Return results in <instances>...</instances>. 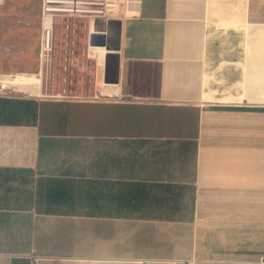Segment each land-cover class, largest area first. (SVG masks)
<instances>
[{
  "label": "crops",
  "instance_id": "obj_1",
  "mask_svg": "<svg viewBox=\"0 0 264 264\" xmlns=\"http://www.w3.org/2000/svg\"><path fill=\"white\" fill-rule=\"evenodd\" d=\"M105 28L115 82L0 92V264H264V0Z\"/></svg>",
  "mask_w": 264,
  "mask_h": 264
},
{
  "label": "rangeland",
  "instance_id": "obj_2",
  "mask_svg": "<svg viewBox=\"0 0 264 264\" xmlns=\"http://www.w3.org/2000/svg\"><path fill=\"white\" fill-rule=\"evenodd\" d=\"M41 15L42 0H4L0 4V72L5 74H17L19 72H33L40 63L39 51L41 43ZM122 15V14H121ZM119 15V16H121ZM119 19L118 16L110 18ZM74 39L76 59L71 65L74 69H65L64 49L66 31L60 25L56 29L55 57L50 70L49 79L51 92H58V88L64 85L92 88L109 85L103 80L104 60L108 52L103 39V31L106 30L105 18H98L96 28L89 26V17L76 18ZM24 33V35H23ZM92 36V38H90ZM99 39V40H98ZM99 43H98V41ZM95 41L96 44H95ZM89 42L97 50L89 49ZM99 60V61H98ZM99 62V63H98ZM69 63V61H67ZM68 76V80H65ZM72 79V81H71ZM45 84V85H46ZM0 92L10 95L30 96V92L19 91L13 88H2ZM87 92V90H86ZM32 97V96H31Z\"/></svg>",
  "mask_w": 264,
  "mask_h": 264
},
{
  "label": "built area",
  "instance_id": "obj_3",
  "mask_svg": "<svg viewBox=\"0 0 264 264\" xmlns=\"http://www.w3.org/2000/svg\"><path fill=\"white\" fill-rule=\"evenodd\" d=\"M127 0H42V15H41V43H40V68L36 71L38 75L41 76L43 80V87L39 94L29 93L30 96L44 97V96H68L70 94V88L73 89L75 86L64 85L61 92H51V88L46 82V77L49 78L50 70L54 60V51L56 44V29L60 25L66 31L65 49H64V59L65 69L73 72L74 69L71 65L76 59V48L74 32L76 29V18L89 17L90 29H93V34L96 28V20L98 18H105V20H110L112 17L118 16L119 18L123 15L125 10V3ZM104 34V31H103ZM92 38V36L90 37ZM95 51L96 56L97 50L89 42V49ZM108 51V45L105 44ZM69 61V63H67ZM99 61V60H98ZM99 63V62H98ZM32 73V72H25ZM65 80H68V76H65ZM72 81V79H71ZM46 84V85H45ZM47 91V92H45ZM50 93H49V92ZM78 95V94H74ZM172 264H193L192 262H185L181 260H173Z\"/></svg>",
  "mask_w": 264,
  "mask_h": 264
},
{
  "label": "bare ground",
  "instance_id": "obj_4",
  "mask_svg": "<svg viewBox=\"0 0 264 264\" xmlns=\"http://www.w3.org/2000/svg\"><path fill=\"white\" fill-rule=\"evenodd\" d=\"M0 83L4 89L13 88L19 91H28L32 94H39L43 87L41 76L34 71L32 73H25L23 71L16 75L12 73L2 74L0 75Z\"/></svg>",
  "mask_w": 264,
  "mask_h": 264
},
{
  "label": "water",
  "instance_id": "obj_5",
  "mask_svg": "<svg viewBox=\"0 0 264 264\" xmlns=\"http://www.w3.org/2000/svg\"><path fill=\"white\" fill-rule=\"evenodd\" d=\"M109 63H107V79L106 82H115V80H112L111 78L108 77V73H109Z\"/></svg>",
  "mask_w": 264,
  "mask_h": 264
}]
</instances>
